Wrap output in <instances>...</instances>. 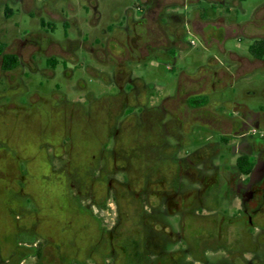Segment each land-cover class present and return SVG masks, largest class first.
<instances>
[{"label":"flooded vegetation","instance_id":"1","mask_svg":"<svg viewBox=\"0 0 264 264\" xmlns=\"http://www.w3.org/2000/svg\"><path fill=\"white\" fill-rule=\"evenodd\" d=\"M244 1L144 0L145 6L136 8L138 17L134 18L128 13L126 26L113 33L111 38H107L106 43L101 41L100 48L94 53L100 55L109 53L112 40L120 46V52L115 57L114 69L115 84L120 92L115 98L119 112L125 108H132L127 115L134 117L133 111H137L138 116L141 115L139 117L142 119V126L136 129L135 137L136 161L142 169L167 170L166 175L153 172L148 176V173H144L143 175L147 176L140 179L139 191L133 195L126 184L128 181L126 176L125 181H117L119 185L126 186L125 194L112 187L111 181H108L111 192L103 201L111 198L117 214L116 222L109 229L105 228L103 221L98 222L100 233L95 249L97 257L103 259L101 264H128V260L134 264H264V108L250 110L246 106L220 101L214 97L223 86L232 87L233 81L238 77L257 69H264V54L259 57L250 51L253 44L264 43V14L261 16L257 11L258 13L253 15L252 22H255V27L251 33L245 32V24L237 23L230 17L232 11L244 13L242 8ZM50 4L51 1L42 2L40 12L48 21L58 20V13ZM180 8L188 15L180 14L178 12ZM43 23L44 27L49 24ZM168 33L173 34L172 39L168 40ZM184 34L199 37L205 47H210L218 40L222 44L224 39L230 38L237 39L238 42L246 39L250 43L246 47L247 55L228 50L224 45L218 44L217 54L204 56L205 67H200L194 76H189L185 72L179 74L176 97L166 96L156 102L150 87L141 79H132L130 70L123 66V61L120 62L119 59L125 56L135 59L134 56H137V61L142 62L154 56L160 62L171 63V67L167 69L175 71L174 50L178 49V53H181L180 39ZM3 45V55H12L17 59L15 67L5 70L2 68L0 57V71L4 75L19 70H22L24 75V68H28L31 75L38 74L34 63L36 55L44 58L46 64L54 69L59 66V62L56 63L54 58L61 53L60 43L48 34L28 35L22 41ZM104 45L107 48H102ZM62 70L66 74V68L63 67ZM51 73L53 75V72ZM126 84H130L128 92H124ZM20 86L26 95L28 88L22 80ZM132 98L134 104L129 102ZM64 100V97L58 99V93L52 91L48 96L37 97L36 103L32 101L31 106H24L28 114L29 110L35 107L43 109L53 120L56 130L49 131L50 143L44 150L45 152L50 150L54 155L57 168L58 153L55 155V152H58V138L65 136L67 141L63 144L69 143L70 157L64 164L71 165L76 160L75 152H72L75 147L68 129L58 135V110L62 109ZM46 105L49 106L48 109ZM112 107L114 109L115 106ZM218 107H226L229 115L217 114ZM204 109H209L208 113H202ZM166 115L170 118L163 121ZM109 124H112V119ZM129 125L127 124V127ZM224 125L226 128H223ZM194 127L197 128L196 133H199L194 136L198 145L192 147L188 135ZM147 132L152 136L146 142L144 136ZM111 136L115 140L112 148L105 145L104 137L99 136L95 139L97 151H94L97 155H94L92 150V160L95 165L105 164L111 155H116L111 161L115 173H123L127 170L126 167L118 166L117 163L128 161L125 154L127 151L121 149L123 147L121 142L117 146L119 138L117 132L114 131ZM166 136L174 139L173 145L168 144ZM118 147L123 155L117 152ZM145 149L148 152L153 150L164 158L162 164L157 163L160 167L150 164L147 159L142 160ZM83 164L80 159L75 168ZM82 196L84 195L78 188L77 193L69 198L78 203ZM212 198L217 201V205L209 212L210 215L206 216L202 214V209L205 202L213 200ZM225 201L229 204L230 215L219 210ZM132 202L134 210L128 209ZM25 203L30 215L24 225L27 239L22 244L13 242L14 244L9 245L7 242L8 246L16 245L15 249L21 250L22 258H16L14 248L9 247L12 259L8 264H14V261L22 264L31 258L37 259L34 264H40L43 259L42 251L47 243L45 241L43 245L46 239L38 229L46 227L47 216H43V211L40 213L33 211L35 202L31 197L27 196ZM103 206L100 207V211H105ZM74 208L76 209L75 206ZM84 211H78L79 215L76 211L73 213L82 218L93 216L92 211L85 209ZM130 215L134 217L130 228H134L136 240L135 244L132 243L128 248L126 243H121L120 237L122 229H126L123 222L127 223ZM192 218L194 220L211 218L216 223L217 230L221 227L220 223L226 222L230 228V232L226 233L229 234L228 241L224 243L222 233L218 232L211 238L212 243L209 246L205 243L206 239L191 243L184 230L186 221ZM36 238L40 240L34 242L33 239ZM116 241L120 242V247L115 246ZM70 253L67 256L59 253L60 264H68L64 262L63 256L68 257L66 260H70L71 264H79L78 262L89 264V261H92V264H100L91 257L83 262L75 251L71 250ZM107 253L108 255L104 256ZM208 254L217 257L211 261L207 257ZM123 255L126 261L120 260Z\"/></svg>","mask_w":264,"mask_h":264},{"label":"rangeland","instance_id":"2","mask_svg":"<svg viewBox=\"0 0 264 264\" xmlns=\"http://www.w3.org/2000/svg\"><path fill=\"white\" fill-rule=\"evenodd\" d=\"M44 1H51L50 5L61 18L74 17L78 23L65 31L60 20L48 21L42 15L43 21L49 23L42 29L36 13L30 16L20 8L19 14L15 18L17 27L4 37L5 43L10 45L14 40L22 41L29 34L39 32L50 35L60 44H64L66 38L67 43L64 49L62 48L63 50L60 49L61 55L58 54V57L54 58L56 63L59 62V66L57 65L55 69L47 65L44 58L36 55L34 63L38 74H29L28 68H24V75L22 70L9 75H4L0 71V91H2L0 92V264H8L11 261L9 247L14 248L16 258H22L21 250L15 249L16 245L8 246L7 242L9 245L14 244L13 242L22 244L27 239L24 232V225L30 216L29 208L25 203L27 196L35 202L33 211L38 213L43 211V216H47L45 218L46 227L38 229L42 231L46 239L43 241V245L45 241L47 243L44 245L43 259L40 264H60L59 253L67 256L71 254V250L75 251L83 262L91 257L96 263L101 264L103 259L97 257L98 253L95 249L100 233L98 222L99 220L103 221L105 228L109 229L116 222L117 214L116 206L111 198L103 201L111 192L108 181H111L112 187L118 188L125 194L126 186L119 185L117 181H125L124 176H126L128 180L126 184L129 185L130 193L133 195L139 191L138 182L140 179L147 176L143 175L144 173H148V176L153 172L166 175L167 170L142 169L136 161L135 137L136 129L142 126L141 115L139 117L137 111H133L134 117L132 116V118L127 115L133 110L132 108H125L119 112V106L116 104L117 98H115L120 92L114 79L115 57L120 52V46L112 40L109 53L94 54L89 47L92 43L91 35L88 34L91 29L88 25L91 15L90 11L86 12L80 6L81 0H34V3L40 9ZM97 3L98 10L102 14V25L112 24L122 26V28L126 26L128 13L136 18L139 15L136 8L145 6L144 0H97ZM70 6L73 8L72 10H70ZM242 8L244 13L232 11L230 17L237 23L245 24V32L251 33L255 27V22H252L253 15L257 11L261 16L264 14V0H245L242 2ZM178 12L188 15L182 8L178 9ZM168 37L172 39L169 33ZM1 39L3 38L1 37ZM106 39L100 36L98 44L92 45L98 49L102 44L100 41L103 40L106 43ZM242 40V42H238L234 38L224 39L222 44L218 40L210 47H205L199 37L184 34L180 39L179 51L181 53H178V49L174 50L176 62L173 66L175 71L167 69V67H171V63L160 62L154 56L142 62L137 61V56H134L135 59L125 56L119 61H123V66L130 70L132 79H141L150 87L156 102H159L166 96L176 97L179 74L185 72L189 76H194L200 67H205L204 56L209 57L217 54L218 44L224 45L228 50L247 55L246 47L250 42L246 39ZM105 46L102 48H107ZM63 67L66 68V74L63 73ZM21 80L28 88L26 95L23 93V87L20 86ZM233 82L232 87L225 88L223 86L214 97L220 101L246 106L250 110L264 108V69L247 73ZM117 83L119 84L118 78ZM129 88L130 84H126L124 92H128ZM52 91L58 93V99L65 98L64 104L62 103L63 106H61L62 109L58 110V135L68 129V134L75 147V150L72 151L75 152L74 157L77 161L81 159V162L84 163L78 168H75L76 160L71 165L64 164L70 157L69 143L63 144L64 141H67L65 136L58 138V152H55V155L58 153V168L56 167L54 155L50 150L46 152L44 150L45 146L50 143L49 131L56 130L53 120L43 109L39 110L38 107H35L29 110L28 114L24 107L31 106L32 101L36 103L37 97L48 96ZM129 102L134 104V98ZM112 105L115 106L114 109ZM48 108L49 106L46 105V109ZM208 110L204 109L201 112L206 114ZM229 113L226 107L217 108V114L229 115ZM83 115L85 119H83ZM169 118L170 116L166 115L162 120L165 121ZM110 119H112V124L108 125ZM126 123L130 125L127 127ZM223 128H226L225 125ZM196 129V127L192 128L188 135L192 147L198 145L194 137L199 134L196 133ZM114 131L119 136L117 146L121 142L123 145L121 149L127 151L125 154L128 156V161L117 163L118 166L124 165L127 169L118 174L115 173L116 170L111 162L116 155H111L110 162L95 165L91 153L93 150L94 155H97L95 153L97 151L96 142L94 141L99 136L104 137L105 145L108 148H112L115 140L111 134ZM151 136L150 132L146 133L144 136L146 142ZM165 138L168 144H174V139L171 136ZM119 151L120 147L117 152L120 153ZM144 151L143 161L148 160L154 166H159L158 162L161 164L164 162V158L157 152L153 150L148 152L146 149ZM78 188L84 196L79 199L78 203H75L69 197L77 193ZM110 194L112 195V193ZM132 200H134L133 196ZM129 205L128 209H135L133 202ZM216 205L217 201L214 199L206 201L202 214L210 215L209 212L214 210ZM102 206L105 211H100ZM77 209H79L78 211L90 210L93 216L78 217L73 213L76 211L79 215L80 212ZM219 210H222L224 214H231L226 201L223 202ZM130 216L127 223L123 222L126 229H122L120 237L121 243H126L128 248L132 243L134 245L136 240L135 230L130 228L134 217ZM186 222L184 232L190 238L191 243L206 239L205 243L209 246L212 243L211 238L218 232L222 233L221 238L224 243L228 241L229 234L226 233L230 232V228L224 221L220 223L219 230L216 229L217 225L211 218L201 220L192 218ZM39 240V238L33 239L34 242ZM115 243L116 247H120L119 241ZM108 253L110 254V252ZM108 253L104 256H107ZM134 255L138 257V255ZM207 257L212 261L217 255L208 254ZM62 258H65L64 262L71 264L70 260H66L68 257L63 256ZM124 258L123 255L120 260H125ZM36 261L37 259L31 258L22 264H34ZM78 263L80 264V262ZM88 263L92 264V261ZM130 263L134 264L128 260V264ZM14 264L17 262L14 261Z\"/></svg>","mask_w":264,"mask_h":264},{"label":"crops","instance_id":"3","mask_svg":"<svg viewBox=\"0 0 264 264\" xmlns=\"http://www.w3.org/2000/svg\"><path fill=\"white\" fill-rule=\"evenodd\" d=\"M80 6L86 10V12L90 11V19L88 25L90 26V31L88 34L91 35V46L90 51L93 53H96L98 50L93 45H97L99 40L98 38H111L113 33L120 30L122 26H114L112 24H106L102 25V14L98 10V3L97 0H81ZM20 8L25 11L28 15H33V13H36V15L39 17V25L43 29L44 28V21L43 16L40 12V9L36 7L34 0H0V43L6 44L4 37L9 34L10 31H13L14 28L17 27V23L15 22V18L18 16ZM70 10L73 8L70 6ZM58 20L61 21L63 24L65 31L70 26H74L78 23V21L74 17L68 18H61V16L58 13ZM151 27V25H150ZM39 34V32H33L29 35H36ZM87 34V35H88ZM173 34H171L172 38ZM1 37L3 39H1ZM170 38L168 37V40ZM54 40V39H53ZM14 41H20V40H14ZM4 42V43H3ZM65 43L60 44V49H64L65 44L67 43V40L65 38ZM101 42V41H100ZM103 42V40H102ZM93 44V45H92ZM62 49V50H63Z\"/></svg>","mask_w":264,"mask_h":264},{"label":"trees","instance_id":"4","mask_svg":"<svg viewBox=\"0 0 264 264\" xmlns=\"http://www.w3.org/2000/svg\"><path fill=\"white\" fill-rule=\"evenodd\" d=\"M3 50H4V45L0 43V57H1V62H2V68L5 70L12 69L13 67L16 66L17 59L15 56L12 55H3ZM250 51L252 53H256L257 56H261L264 54V43H256L253 44L250 47Z\"/></svg>","mask_w":264,"mask_h":264}]
</instances>
